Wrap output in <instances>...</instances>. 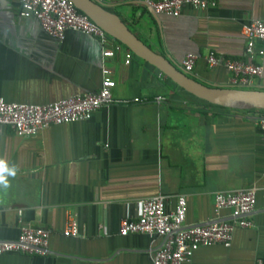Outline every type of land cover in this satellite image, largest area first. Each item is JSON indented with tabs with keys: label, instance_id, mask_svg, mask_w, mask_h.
<instances>
[{
	"label": "crops",
	"instance_id": "obj_1",
	"mask_svg": "<svg viewBox=\"0 0 264 264\" xmlns=\"http://www.w3.org/2000/svg\"><path fill=\"white\" fill-rule=\"evenodd\" d=\"M202 11L183 6L177 17L157 15L143 0H103L143 43L175 64L196 55L192 78L227 85L221 65L205 56L244 58L240 26L264 20V0H213ZM122 46L103 61L114 82L112 103L84 121L49 125L17 136L0 125V159L16 174L0 185V241L17 238L20 226L48 231L46 254L0 253V264H150L157 240L118 234L122 217L135 218L141 198L160 193L185 199V225L215 216L213 194L251 187L250 227H235L230 244L197 248L188 264H264V139L256 118L264 108L212 103L183 90ZM260 77L249 88L264 90ZM100 48L95 39L66 31L47 35L32 17L18 15V0H0V97L7 102L45 104L95 92L100 82ZM163 97L156 104L154 98ZM136 99L137 101H133ZM227 210L220 218L227 219ZM78 233L63 236L65 222Z\"/></svg>",
	"mask_w": 264,
	"mask_h": 264
},
{
	"label": "built area",
	"instance_id": "obj_2",
	"mask_svg": "<svg viewBox=\"0 0 264 264\" xmlns=\"http://www.w3.org/2000/svg\"><path fill=\"white\" fill-rule=\"evenodd\" d=\"M102 3L103 0H92ZM143 4L157 15L179 16L182 7L202 11L213 6V0H143ZM18 15L34 18L40 28L56 40L66 31H75L96 40L100 48V82L95 92L72 94L45 104L7 102L0 97V125L7 126L17 136H29L49 125L87 120L93 111L112 103L111 88L114 82L110 70L103 61L121 50V45L102 28L77 10L69 0H18ZM244 40V58H220L209 51L205 56L208 67L221 65L228 73L227 85L235 88L248 87L252 78L260 77L262 66L259 59L264 54V20L253 19L240 26ZM131 52L124 53L125 64ZM196 55L184 54L179 62L182 72L190 74ZM161 74V73H160ZM162 75V74H161ZM133 101H137L133 99ZM156 104L163 97L154 98ZM257 129L264 139V113L256 120ZM168 196L160 193L141 198L135 218L122 217L118 234H144L156 245L150 253V264H188L192 253L199 247L210 245L229 246L235 227L252 225L247 216L254 210L255 194L251 187L213 194L212 212L215 218L205 224L185 225V199L174 197L171 209H166ZM221 210L228 211L227 219L220 218ZM78 233L74 219L69 218L61 231L63 236L74 237ZM48 231L42 227L22 225L12 241H0V253L15 251L23 254H46Z\"/></svg>",
	"mask_w": 264,
	"mask_h": 264
},
{
	"label": "water",
	"instance_id": "obj_3",
	"mask_svg": "<svg viewBox=\"0 0 264 264\" xmlns=\"http://www.w3.org/2000/svg\"><path fill=\"white\" fill-rule=\"evenodd\" d=\"M69 1L77 10L84 13L92 22L117 40L134 56L154 66L163 76L183 90L212 103H218V97H227L250 101L253 105L264 108V90L262 88H232L204 84L192 78L189 74L182 72L180 67L167 55L163 56L149 48L123 24L118 16L107 11L102 3L92 0ZM147 10L157 20V15L151 9L147 8Z\"/></svg>",
	"mask_w": 264,
	"mask_h": 264
},
{
	"label": "clouds",
	"instance_id": "obj_4",
	"mask_svg": "<svg viewBox=\"0 0 264 264\" xmlns=\"http://www.w3.org/2000/svg\"><path fill=\"white\" fill-rule=\"evenodd\" d=\"M15 174V168H10L4 160L0 159V185L7 186L8 176H14Z\"/></svg>",
	"mask_w": 264,
	"mask_h": 264
},
{
	"label": "bare ground",
	"instance_id": "obj_5",
	"mask_svg": "<svg viewBox=\"0 0 264 264\" xmlns=\"http://www.w3.org/2000/svg\"><path fill=\"white\" fill-rule=\"evenodd\" d=\"M218 103L221 104H231V105H235V106H244V105H250L252 104L250 101H246L243 99H231V98H227V97H218Z\"/></svg>",
	"mask_w": 264,
	"mask_h": 264
},
{
	"label": "trees",
	"instance_id": "obj_6",
	"mask_svg": "<svg viewBox=\"0 0 264 264\" xmlns=\"http://www.w3.org/2000/svg\"><path fill=\"white\" fill-rule=\"evenodd\" d=\"M190 75V74H189ZM191 76V75H190ZM223 87H231V86H229V85H225V86H223ZM232 88H235V87H232Z\"/></svg>",
	"mask_w": 264,
	"mask_h": 264
}]
</instances>
